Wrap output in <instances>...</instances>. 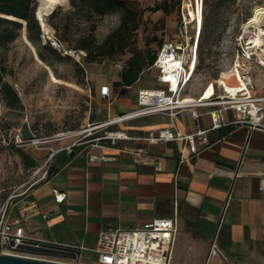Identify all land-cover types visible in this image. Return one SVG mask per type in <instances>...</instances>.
<instances>
[{"label":"rangeland","instance_id":"obj_1","mask_svg":"<svg viewBox=\"0 0 264 264\" xmlns=\"http://www.w3.org/2000/svg\"><path fill=\"white\" fill-rule=\"evenodd\" d=\"M36 1L38 7L39 0ZM126 1L131 8L143 10L136 28L130 22L121 29L118 11L99 16L85 6L75 9L70 0H61L43 16L46 28L39 21L40 44L48 42L61 51V56L55 57L45 50L49 62L39 58L37 47L27 37L25 22L14 41L0 45L4 79L20 100L10 107L0 94L1 199L46 180L48 171L55 164L60 165L57 162L67 158L68 153L85 148L106 130H116L114 126L91 128L108 119L110 114L100 87L110 86L114 100L120 89L116 82L121 71L130 60L141 57L143 67L138 82L127 88L134 106L138 87L157 86V72L150 69L147 61L158 53L160 42L192 39L198 31L188 13L189 9L196 11L201 0H169L170 13L150 10L163 0ZM201 8L202 19L207 16L209 22L203 27L199 40V67L190 85L191 95L199 94L207 82L220 78L223 72L233 73L239 64L240 73L253 81L256 95L264 96V0H203ZM55 13L57 16L53 19L57 30L48 22L49 16ZM252 15L258 18L255 23ZM260 29H263L261 44L252 48L249 41L258 38ZM89 35L94 37L91 48L96 47L94 51H101V54L87 61L82 54L85 50L78 47ZM79 67L84 70L83 75ZM111 107L113 110L114 106ZM17 133H21L22 142L16 140ZM67 133V136L55 137ZM83 141L85 143L71 147ZM29 161L34 164L30 165ZM30 227L36 228L35 225ZM36 229L47 238L51 236L61 241L73 238L62 235L57 225ZM214 231L213 228L211 233ZM75 239L90 246L94 245L96 237H83L77 233ZM82 253L91 254L84 250Z\"/></svg>","mask_w":264,"mask_h":264},{"label":"crops","instance_id":"obj_2","mask_svg":"<svg viewBox=\"0 0 264 264\" xmlns=\"http://www.w3.org/2000/svg\"><path fill=\"white\" fill-rule=\"evenodd\" d=\"M126 92L116 94L109 117L135 107ZM232 118L227 111L225 119ZM168 123L165 115H153L110 126L135 137ZM209 125L208 114L198 122L184 116L176 123L183 134ZM208 136L209 144L195 155L180 141L91 143L68 153L56 173L30 187L23 198L35 199L37 206L19 205L14 215L35 238L84 245L75 239L80 233L96 237L89 247L103 228L128 229L176 215L174 264H264V132L230 124ZM139 147L144 154L132 155ZM102 155L116 160L104 162ZM54 189L66 194L63 202L55 201ZM32 225H57L73 238H47Z\"/></svg>","mask_w":264,"mask_h":264},{"label":"built area","instance_id":"obj_3","mask_svg":"<svg viewBox=\"0 0 264 264\" xmlns=\"http://www.w3.org/2000/svg\"><path fill=\"white\" fill-rule=\"evenodd\" d=\"M202 7V0H201ZM200 29L192 39H176L165 41L158 50L154 63L150 66L156 70L157 86L144 87L137 91L135 107L121 115H115L95 124L94 128H104L124 121L145 118L153 115H165L169 123L150 130L144 136H128L121 130L105 131L92 139V143L116 147L119 141L135 139L149 144L159 142H184L191 154L209 144V132L226 125H246L252 130L264 132V96L256 95V87L250 78L245 80V89L233 94L220 78L207 82L205 88L196 96L191 95V82L198 70V45ZM85 54V53H82ZM212 87L210 95L204 98L206 90ZM101 97L112 105V90L108 85L100 87ZM211 108L201 111L202 108ZM227 111L233 112L232 120L225 119ZM208 114L210 125L207 128L198 127L190 133H180L176 123L179 117L189 116L195 122ZM67 134L55 137L67 136ZM54 137H51V139ZM16 140L22 142L21 133ZM85 143H74L75 147ZM103 144V145H102ZM199 145L202 147L199 148ZM185 146V147H186ZM71 147H68L70 149ZM183 147L182 152L185 150ZM70 152V151H69ZM143 147L131 151L132 155H142ZM104 162L115 161L112 155H102ZM29 188L20 193L9 194L5 199L0 198V253L16 254L29 257L48 259L67 264H174L173 248L178 232L177 217H157L142 225L123 228H103L97 238L96 245H75L40 239L27 233L21 220L14 215V210L23 205L35 208V199L23 198ZM56 202H63L66 194L58 189L53 190ZM43 214V218H47ZM13 243V244H11ZM22 245L44 246L58 254H44L24 250ZM91 254L85 255L82 251ZM75 254V257L71 256Z\"/></svg>","mask_w":264,"mask_h":264},{"label":"trees","instance_id":"obj_4","mask_svg":"<svg viewBox=\"0 0 264 264\" xmlns=\"http://www.w3.org/2000/svg\"><path fill=\"white\" fill-rule=\"evenodd\" d=\"M70 3L75 9L80 6H85L92 13H95L99 16L109 14L113 11H118L120 13L121 29L127 26V24L130 22H133L134 28H136L138 19L143 13L142 9L138 10L131 8L126 0H70ZM36 7V0H0V15H5L0 16V45L14 41L18 37L23 26L22 22H25L27 28V37L29 41L37 47L39 58L45 62H49V56L45 53V50H48L49 54L55 57H60L61 51H58L48 42L44 43L43 45L40 44L41 27L39 21L35 17ZM150 10H163L165 13H170L172 11V7L170 6L169 0H163V3L151 7ZM56 16L57 13L52 14V16L50 15L48 22L57 30L58 27L55 25L53 19V17ZM208 22L209 18L204 16L202 19V29L199 40L202 35L203 27L207 26ZM83 42L84 43L78 48L85 50V60L90 61L101 54V51H94V48L96 47L91 48V46L94 45V37L92 35L85 37ZM159 45L161 47V42ZM121 47L123 48L125 45ZM67 56L69 57V55ZM156 56L157 53H154L149 57L147 61L149 66L154 63ZM142 63L143 59H141V57L134 58L128 62L127 67L121 71L119 80L116 82V85L120 88L118 93L126 94L127 88L138 80V76L142 72ZM79 71L82 75L84 74V70L81 67H79ZM0 94L2 95V98L6 104L10 107L16 106L20 101L17 93L13 90V87L7 81H5L1 67ZM61 161L62 160H59L57 163H60ZM29 164L33 165L34 161H29ZM58 170L59 165L55 164L52 170L48 171V177H51V175L56 173Z\"/></svg>","mask_w":264,"mask_h":264},{"label":"bare ground","instance_id":"obj_5","mask_svg":"<svg viewBox=\"0 0 264 264\" xmlns=\"http://www.w3.org/2000/svg\"><path fill=\"white\" fill-rule=\"evenodd\" d=\"M60 1L61 0H39V6L37 7V16L39 17L43 28H46V25H45L44 20H43V16L46 13H48L49 11L51 12V10L57 4H59ZM201 9H202L201 5H198L196 11L189 9V13H188V18H189L190 22H192V21L195 22V28L200 29V32L202 29V11H201ZM256 19H258V18L256 15H254L252 18V21H254ZM254 23H255V21H254ZM259 31H260V33L257 34L258 38L254 39L253 41H249V45L252 48H255L259 44H261L260 37L263 34V29H260ZM257 33H258V31H257ZM231 77H233V80L231 79ZM220 81L223 82L225 84V87L229 91H231L233 94H235L236 91H240V90L245 89V86H246L245 80L239 71V64H238V66H236L233 73L223 72L221 74ZM230 81H231V83H230ZM211 91H212V87H209L206 90V92L204 93V98L208 97L210 95Z\"/></svg>","mask_w":264,"mask_h":264},{"label":"water","instance_id":"obj_6","mask_svg":"<svg viewBox=\"0 0 264 264\" xmlns=\"http://www.w3.org/2000/svg\"><path fill=\"white\" fill-rule=\"evenodd\" d=\"M36 19L40 21L39 17L37 16V12H36ZM35 54L37 56V53ZM21 248L27 251L44 253V254H49V255L58 254L56 252H52L51 248H47L44 246L40 247V246H33V245H22ZM71 256L75 257V254H72ZM0 264H67V263H61V262L51 261L48 259L29 257V256H23V255L0 253Z\"/></svg>","mask_w":264,"mask_h":264}]
</instances>
